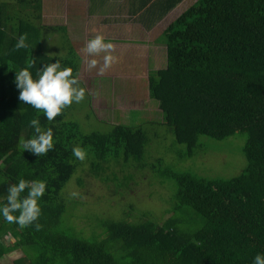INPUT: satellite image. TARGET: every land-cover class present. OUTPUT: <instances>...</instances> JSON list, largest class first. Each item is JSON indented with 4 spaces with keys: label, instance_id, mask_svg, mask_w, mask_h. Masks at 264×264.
Masks as SVG:
<instances>
[{
    "label": "trees",
    "instance_id": "1",
    "mask_svg": "<svg viewBox=\"0 0 264 264\" xmlns=\"http://www.w3.org/2000/svg\"><path fill=\"white\" fill-rule=\"evenodd\" d=\"M140 1L131 2L127 14L149 30L184 0ZM17 2L28 10L24 16L0 0V203L21 178L45 181L46 191L38 201L40 230L21 229L0 215V231L14 238L9 246L0 242V264L17 247L25 254L13 264H252L255 255L264 254V0H196L157 37L166 46V67L148 73V96L176 144L184 146L175 156L179 164L211 153L209 140L245 136L246 164L229 178L177 169L160 157L146 163L152 152L147 153L144 127L152 121L83 133L77 122L65 119L69 107L49 122L21 102L15 71L34 60L35 76L39 67L56 62L41 49L42 39L67 35L68 28L41 22L42 0ZM22 34L28 48L16 49ZM65 41L62 66L77 75L79 56L67 36ZM34 118L53 130L54 147L43 156L19 143L34 135ZM74 146L86 151L90 173L102 180L109 179L104 171L111 161L148 166L171 190L168 206L158 216L151 209L139 214L134 201L114 197L115 206L110 199L93 212L96 218L85 211L97 232L88 237L78 231L77 219L87 217L76 214L78 202L65 191L75 178L83 184L76 175L85 163L73 155ZM129 179L134 178L119 179L116 187L129 188Z\"/></svg>",
    "mask_w": 264,
    "mask_h": 264
},
{
    "label": "rangeland",
    "instance_id": "2",
    "mask_svg": "<svg viewBox=\"0 0 264 264\" xmlns=\"http://www.w3.org/2000/svg\"><path fill=\"white\" fill-rule=\"evenodd\" d=\"M8 3L9 11L24 16L28 11L25 7L20 9L17 0H5ZM73 0H42L41 22L48 25H65L68 28L67 35L57 33L54 36L44 37L41 42V49L49 56L60 59L59 56L65 58V39L69 38V42L76 49L79 56L78 75L81 80V86L86 89L85 98L80 103H73L66 111V120H72L78 123L83 133L92 131L108 132L111 129V124L120 123L125 125H137L145 121H152L154 124L146 125L145 130L149 135V148L147 149V162H152L157 157L164 158L166 164L177 169L192 171L195 173L207 172L210 177L229 178L238 174L246 164L243 154V146L245 136L241 133L236 134L223 141L209 140L211 153L200 152L190 158V161L179 164L175 160L177 153L184 150V146L177 145L173 135L168 128L161 122L162 114L157 102L148 96V73L150 70L162 69L165 63H160L158 66L154 63L152 53L149 50L139 48L137 50H124L120 52L118 62L109 68L103 75L98 74V69L94 68L91 71L86 69L83 56L80 49L84 46L87 39L95 35L93 28L94 21H86L87 12L80 9L81 6L71 5ZM100 1V0H99ZM196 0H184L171 11L165 19H163L156 30L149 32L147 36L145 31L137 22H128L126 36L128 41L134 40H149L151 43L162 33L164 28L180 15L187 7L192 5ZM99 2H93L95 7L92 11L99 7ZM76 8L78 10L76 11ZM93 15V14H92ZM91 15V16H92ZM90 16V17H91ZM89 17V18H90ZM93 24V25H92ZM99 24V22H97ZM132 24V25H130ZM97 26V32H101L104 37L105 30L108 29ZM111 27V26H109ZM138 27V28H137ZM92 29V30H91ZM144 31V32H143ZM123 35V34H122ZM160 46H164L159 44ZM162 49V48H161ZM129 53V55H128ZM148 53H150L148 55ZM163 58V49L161 51ZM143 54V58L141 56ZM147 55L146 57H144ZM148 56L149 60L147 59ZM97 59H100L99 57ZM121 74H120V73ZM91 101V106L89 104ZM92 114L95 115L92 116ZM88 116V117H87ZM97 117V119H96ZM208 140L207 138H203ZM213 154L219 155V158L213 159ZM145 156V157H146ZM168 158V159H167ZM212 158V159H211ZM85 164L77 173V177L83 180V184L79 185L76 178L72 183H68L67 195L71 196L72 192H77L79 195L73 197L78 203L77 215L86 216L77 219V230L82 229L89 237L93 232H97L96 224L92 223V219L85 211L92 214L93 212L102 209L105 205L108 206V201L111 199V205L116 199H121L124 204L135 202L134 207L141 214L142 211L151 209L155 216H158L162 209L168 206V200L171 190L166 185H161L152 177L149 167L139 169L135 164L128 163L122 165L111 161L105 172L109 176L107 181L100 177L92 175L88 169L89 163L87 159L83 161ZM192 162V163H191ZM190 165V166H188ZM200 165V166H198ZM201 171V172H200ZM116 176L114 181L112 176ZM132 175L134 179H129V188L116 187V181L123 180V177ZM65 191H63L65 196ZM67 201V200H66ZM68 202V201H67ZM70 202H68L69 204ZM113 206L112 210H117ZM76 211V210H75ZM66 224H74L73 222L65 221ZM84 228V229H83ZM0 242L9 246L14 238L0 231ZM23 249L17 247L9 251L1 259L2 264H13V261L24 255Z\"/></svg>",
    "mask_w": 264,
    "mask_h": 264
},
{
    "label": "clouds",
    "instance_id": "3",
    "mask_svg": "<svg viewBox=\"0 0 264 264\" xmlns=\"http://www.w3.org/2000/svg\"><path fill=\"white\" fill-rule=\"evenodd\" d=\"M26 40L27 34L20 35L15 48H28ZM80 52L86 69L91 71L96 68L99 75H103L119 60L114 55L115 45L110 41L106 42L104 35L99 32L87 39ZM59 57L56 62L39 67L35 76L30 71L35 64L34 60H29L26 67L15 71L19 100L42 112L49 122L74 102H82L86 93L79 75H74L71 67L62 66L63 57ZM30 126L34 129V135L28 139H20L22 150L36 156L46 155L54 147L52 128H42L38 118L32 119ZM72 153L80 161L87 157L86 151L79 146H74ZM45 191L46 182L43 180L19 179L17 183L8 186L5 202L0 203V215L7 223L17 224L21 229L35 225V229L40 230L42 225L37 223L41 215L38 201ZM77 195V192L71 193L73 197ZM252 264H264V254L255 255Z\"/></svg>",
    "mask_w": 264,
    "mask_h": 264
},
{
    "label": "crops",
    "instance_id": "4",
    "mask_svg": "<svg viewBox=\"0 0 264 264\" xmlns=\"http://www.w3.org/2000/svg\"><path fill=\"white\" fill-rule=\"evenodd\" d=\"M92 1L93 2H99L98 3L99 7L92 11L93 15L91 14L92 15L91 16V15H89L91 8L95 7L92 4ZM135 1H137V3H138L140 0H100V1L99 0H73L70 4L81 6L80 9H82L84 11H86L88 8V12L86 11L87 13H86L85 19L87 22L91 21V19H92V21H94V25L92 24L93 25L92 29H95L94 30L95 34L98 31L97 26H101V24L103 25L102 27L108 29V32H107V30H105V34H108V36L105 37V40H106V42L110 41L115 45L114 55H116L117 57L121 56L120 52L121 51L124 52V50L125 51L126 50H131V51L135 50L136 51L137 48H139L141 50V52H143V49H145V50H149L150 53L154 54V55H152V57H153V59H154L153 61L156 65L161 66L160 63L164 62L165 67H166V60L163 58V55L161 53V51L163 49V53L165 56L166 46L162 43H158L156 41L157 38L153 41V43H151L149 40L142 41V40L131 39V41H128V35L126 36V32H127L126 28H128V22H133V23L135 22V16L129 18L128 14H127V9H128V5H130L131 2L134 3ZM77 10H78V8H76V11ZM173 10L174 9L167 12L160 19V21H158L151 29L146 30L145 28H143L139 24L141 26L140 29L143 28V30L145 31V34L148 36L149 32H152V30H156V26H158L160 24V22L163 19H165V17ZM97 22H99V24H97ZM130 25H132V24H130ZM109 26H111V27H109ZM159 44L164 45V46H160ZM150 53H148V55ZM128 55H129V53H128ZM146 56L147 55H145L144 57H146ZM142 58H143V54L141 56V59ZM149 58H151V57L148 56L147 59L149 60Z\"/></svg>",
    "mask_w": 264,
    "mask_h": 264
}]
</instances>
